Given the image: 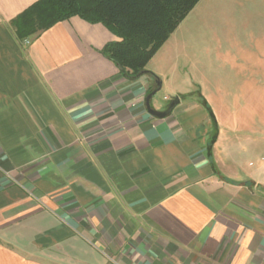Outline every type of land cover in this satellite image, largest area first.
<instances>
[{"label": "crops", "instance_id": "obj_1", "mask_svg": "<svg viewBox=\"0 0 264 264\" xmlns=\"http://www.w3.org/2000/svg\"><path fill=\"white\" fill-rule=\"evenodd\" d=\"M35 1L0 0V264H264V181L239 176L203 91L161 69L174 32L128 78L101 22L19 39ZM153 74L180 98L166 116Z\"/></svg>", "mask_w": 264, "mask_h": 264}, {"label": "rangeland", "instance_id": "obj_2", "mask_svg": "<svg viewBox=\"0 0 264 264\" xmlns=\"http://www.w3.org/2000/svg\"><path fill=\"white\" fill-rule=\"evenodd\" d=\"M250 1L200 0L159 62L172 71V82L185 78L203 91L222 134L232 137L231 147L223 145L236 157L239 176L249 172L264 181V9L256 7L263 0ZM165 89L153 101L163 108L170 102L164 96H171Z\"/></svg>", "mask_w": 264, "mask_h": 264}, {"label": "trees", "instance_id": "obj_3", "mask_svg": "<svg viewBox=\"0 0 264 264\" xmlns=\"http://www.w3.org/2000/svg\"><path fill=\"white\" fill-rule=\"evenodd\" d=\"M200 0H37L11 20L24 40L74 15L107 26L118 40L104 53L128 78L150 72L146 66ZM157 83L160 78L153 74ZM206 106L209 104L202 99ZM214 116L213 111H211Z\"/></svg>", "mask_w": 264, "mask_h": 264}, {"label": "water", "instance_id": "obj_4", "mask_svg": "<svg viewBox=\"0 0 264 264\" xmlns=\"http://www.w3.org/2000/svg\"><path fill=\"white\" fill-rule=\"evenodd\" d=\"M158 85H159L158 88L153 89L147 95V106H148V109H149L150 113H152L154 115H158V116H166V115L170 114L172 112V110L174 109V107L180 102V98L179 97H175L174 99H172V101L168 104L167 108L164 109V110L154 109L151 106V100L154 97V95L158 92V90H159V88L161 86V81L158 82Z\"/></svg>", "mask_w": 264, "mask_h": 264}, {"label": "built area", "instance_id": "obj_5", "mask_svg": "<svg viewBox=\"0 0 264 264\" xmlns=\"http://www.w3.org/2000/svg\"><path fill=\"white\" fill-rule=\"evenodd\" d=\"M26 42L28 43V42H29V40L27 39V40H26Z\"/></svg>", "mask_w": 264, "mask_h": 264}]
</instances>
